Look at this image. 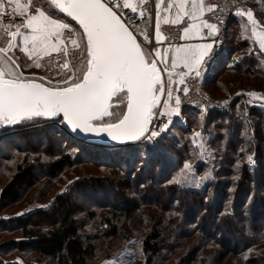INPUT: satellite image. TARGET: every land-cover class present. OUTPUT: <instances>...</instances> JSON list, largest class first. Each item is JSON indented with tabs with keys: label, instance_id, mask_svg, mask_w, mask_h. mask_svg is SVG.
<instances>
[{
	"label": "trees",
	"instance_id": "obj_1",
	"mask_svg": "<svg viewBox=\"0 0 264 264\" xmlns=\"http://www.w3.org/2000/svg\"><path fill=\"white\" fill-rule=\"evenodd\" d=\"M34 2L48 14H51L49 5L55 9L50 0L44 4L40 0ZM257 9L258 14L264 16V9ZM53 17L81 33L79 27L62 13ZM240 33V29L231 27L221 56L204 73V85L214 96H226L241 87L257 88L263 83L255 77L264 78V51L252 48L249 39L247 48L246 38H238ZM83 43L86 46L85 40ZM249 81L252 84L249 85ZM121 100L126 98L121 97ZM257 100L249 101L248 97L241 96L229 109L205 113L190 107L184 110L190 125H173L153 144H95L68 130L62 119L57 120L60 125L48 123L50 121L46 119L20 122L14 127L23 130L12 131L0 139V161H15L17 154L23 155L14 162L13 172H6L11 174L9 178L0 179V211L19 206L31 197V192L29 196L22 195L26 186L38 187L33 194L44 199L52 179L61 174L66 177L70 169L73 174H78L76 166L79 164H94L102 168L104 174L102 178L74 176L76 187L66 183L49 206L9 219L0 217V264H91L104 254L107 257L99 259L102 261L121 253L125 244H121V239L126 242L136 239L132 234L141 223L145 224L147 234L138 238L137 254L129 264H158L157 258L170 259L186 245L185 241L194 232L189 228L192 224L182 229L184 231L178 235L181 239L176 244H167L165 239L167 236L172 240L174 236L176 238V233L171 231L180 230V224L188 221L201 222L202 227L197 231L212 235L219 229L225 237L222 241L224 250L216 248L212 255L206 251L217 239L209 241L198 236L196 240H202V247H196L195 241L188 244L187 250H191V245L195 249V258L201 256L200 264H220L216 257L222 252L224 257L236 254L237 264H264V104ZM110 111H121L119 101H114ZM104 122L114 120L105 118ZM202 126L208 134L206 145L211 150L207 162L200 156L194 157L198 147L191 146L189 138L191 128L198 132ZM251 156L256 159L255 165L248 163ZM189 157L187 167L196 168L192 175L184 166ZM42 176L47 177V186L41 183ZM87 179L91 180L83 183ZM108 189L112 193L111 199L103 202L105 198L100 191ZM81 190L98 195L102 203L84 208L83 214L81 208L75 206V200L78 197L83 200L85 196ZM141 194L153 201L144 202V198L138 203ZM159 196L167 198L165 206L158 204L161 213L152 208ZM133 209L146 222H134L136 216L128 215ZM248 210L251 218L253 215L252 219L258 222L256 228L249 229L247 223L244 227V222H248ZM126 220L127 226H124ZM246 231H257L253 237L255 241L253 245L239 249L240 244L246 242L242 239ZM11 233L15 235L8 237ZM29 251L33 252L32 258L26 257ZM12 254L22 258L4 257Z\"/></svg>",
	"mask_w": 264,
	"mask_h": 264
},
{
	"label": "snow or ice",
	"instance_id": "obj_2",
	"mask_svg": "<svg viewBox=\"0 0 264 264\" xmlns=\"http://www.w3.org/2000/svg\"><path fill=\"white\" fill-rule=\"evenodd\" d=\"M40 2L44 4L46 0ZM110 3L113 6L110 7ZM51 5L55 9L49 5L48 11L51 14H46L35 5L30 10L29 5L21 4L20 0H7V3L0 0V11L8 15L7 9L11 8L14 14L24 17L22 27L28 30L21 32L17 27L16 31H9L7 34L12 38L19 36L24 51L29 55L58 52L62 43L61 32L69 25L59 18L54 19L53 15L64 13L78 22L82 29L81 39H86V70L82 71V77L73 73L67 80L59 81L57 86H46L36 79L24 77L23 73L17 74L7 64L0 66V122L10 125L34 118H57L62 114L63 121L73 130L107 133L114 141H139L144 138L147 142L158 137L167 125L149 127L156 111H160L161 116L178 114L180 98L175 97L176 107H168V102L172 99L173 72L165 64L164 70L168 72L169 84L166 90L168 99L163 100V105L168 111L166 113L164 109H157V105L161 103V94L165 92L157 61L153 59L148 62L136 36L121 16L117 15V11L113 10L114 7H122L135 12V5L128 0H123L122 4L115 0H109L108 3L103 0H51ZM159 7L157 4V8ZM168 7L176 9L175 17L171 19L173 24L183 17L197 21L205 10L198 0H179L175 4L169 3ZM242 15L247 16L255 35L257 22L253 18L252 10L243 12ZM202 25L210 29V35L215 33L216 25L200 21L185 27L184 36L198 35ZM156 38H162L159 20L156 23ZM7 43L8 47L0 48V53H6L16 46L12 40ZM29 44L31 48L28 47ZM72 44L80 47L75 39ZM212 47L213 44L210 43L171 46L172 69L183 66L187 70L176 73L179 77L178 83L182 84L188 73L200 75L199 68L205 55H210ZM260 47L264 48V40H261ZM168 51L169 49H165V55ZM63 67L67 68L68 64L65 63ZM183 90L188 92L187 87ZM250 95L254 96L255 93ZM121 97L126 100H121ZM113 98L119 101L121 111L118 113L110 111ZM104 118L114 122L106 123Z\"/></svg>",
	"mask_w": 264,
	"mask_h": 264
},
{
	"label": "rangeland",
	"instance_id": "obj_3",
	"mask_svg": "<svg viewBox=\"0 0 264 264\" xmlns=\"http://www.w3.org/2000/svg\"><path fill=\"white\" fill-rule=\"evenodd\" d=\"M30 2V4H29V7L31 8L33 5H36L35 4V2H34V0H28V3ZM250 9V8H249ZM248 9V10H249ZM247 10V11H248ZM246 12V11H245ZM7 16H9V15H4V13L2 12V14L0 15V20H1V22H2V24H10V23H12V24H16L17 25V23H16V21H10V20H8V18H7ZM12 16H14V17H16V16H18V15H13L12 14ZM64 21H66V20H64ZM66 24H68V23H66ZM69 25V24H68ZM76 33H77V35H76V37L74 38L76 41H77V43L80 45V46H82L83 48H84V52H85V50H86V46L84 45V43H83V40L81 39V33L78 31V30H76ZM72 40L73 39H70V40H66L65 41V43L64 42H62L61 44H60V46L62 47V50H61V53H62V58L64 59V61H65V63H67L68 64V67L67 68H65V67H63L62 69H61V71H58V72H56V73H49V72H46L45 74H43L42 72H36V73H33V74H27L26 73V71H25V73H24V71L22 72L17 66H18V64H20L19 63V61H17V57L14 55V53L12 54V52H10V51H7L6 53H0V54H2L3 55V57H4V61H7V63L9 62V63H11L12 64V66H13V69H14V71L17 73V74H19V73H23V76L24 77H26V78H31V79H37V80H41V81H43V82H45L46 84H48V85H50V86H57V84H58V82L59 81H62V80H67V78L69 77V76H72L73 75V73H75V75L76 76H81L82 77V71H84V70H86V64H85V60H86V53H85V56H84V58L83 59H80V60H74V59H72V56H71V52L67 49L68 47H70L71 45H72ZM66 50V51H65ZM261 52L262 51H264V50H260ZM16 57V58H15ZM10 58V59H9ZM1 58H0V62H1ZM63 65V64H62ZM55 67L57 66V65H54ZM245 79V77H242V79ZM253 79V78H252ZM262 80L263 81V83L261 84V86L260 87H251V86H248V89H247V87H246V89L244 88V87H241V88H237L236 90H234L231 94H228V95H226V96H221V95H216V96H214L213 94V96L214 97H217V98H223V97H228V96H231V97H233L234 96V94L236 93H239V91H241V90H245V91H247L248 92V100L249 101H258L257 99L258 98H256V96H258V94L260 93V92H263L264 91V78H262L261 79V77H255V80ZM249 85L250 84H252L251 83V81H249V83H248ZM60 86H64V85H60ZM205 88L207 89V87L205 86ZM208 90V89H207ZM209 91V90H208ZM251 93H255V95L253 96V95H250ZM242 95H238L237 97H235L234 98V101L235 100H237L238 98H240ZM233 101V102H234ZM262 104V103H261ZM264 104V103H263ZM226 109H229V108H226ZM225 109V110H226ZM168 111V110H167ZM50 121V120H49ZM187 122V121H186ZM48 123H52V124H58V125H60V122H58L57 120L56 121H54V120H51L50 122H48ZM47 123V124H48ZM188 125H190V124H188V122L186 123V126H188ZM12 129V131H14V133H16V132H18V131H21V130H23V129H16L15 127L14 128H11ZM24 129H26V128H24ZM191 129H193V128H191ZM191 129H190V136H189V138L192 140V141H190V144H191V146H197L198 147V152L194 155V157H199L200 156V158H201V160H202V154H203V152L205 151V150H208V151H210L211 152V150L210 149H208V147H207V145H206V141H207V139H206V137L208 136V134L207 133H205V135H204V137H201L200 135H198V136H196L195 135V133L197 132H195V133H192L191 132ZM196 130V129H195ZM11 131V132H12ZM10 132V133H11ZM198 133V132H197ZM181 136H183V135H181ZM178 139V138H177ZM158 141H159V139H158ZM157 141V142H158ZM175 141V140H174ZM141 142H145V140H143V141H141ZM148 143H149V141H147ZM178 142L181 144V141H180V139H178ZM150 143H152V142H150ZM156 143V142H155ZM153 144V143H152ZM201 145H203V148H201ZM22 154H17V159L14 161V160H11V161H8V160H6V161H0V179L2 178V177H6V179H8L9 178V176L11 175V174H8V173H11V172H13V170H14V166H15V164H14V162L15 163H17L18 162V160L20 159V158H22ZM190 159H187L186 161H185V164H184V166H185V170L189 173V174H195L196 172H195V170H192V169H190V167H187V165H186V162L188 161V160H191V157H189ZM190 165V164H189ZM188 165V166H189ZM76 168H77V170L79 171H77V173L78 174H73V170L72 169H70L69 171H67L68 172V175L65 177V175H60V177L59 178H56V179H52V181H51V183H50V185H46L47 184V182H46V178L47 177H45V176H42V178H41V183H43V185H46L47 187H48V191H47V194L45 195V198L44 199H39V198H36L35 196H34V192L38 189V187H36L35 189H33L34 188V186H26V187H24V191H23V193H22V195H23V197H25L26 195H30V192H31V194H32V196L31 197H29L28 199H26L25 201H22V203L19 205V206H13V207H10L9 209H6V210H2V211H0V217L2 218V216H3V214H5V213H8V214H18V215H20V213L21 212H24L25 214L24 215H26V214H28V213H30L31 211H33V210H35L36 208H39V207H41V206H49V204H50V202L54 199V195L57 193V192H60L61 191V188H63L65 185H66V183H69L68 185H70V186H73V188H75L76 187V184L73 182V179L74 178H76V177H78V176H85V177H90V178H102V176H103V174H104V172H103V170H102V168H100L99 166H96V165H94V164H88V165H84V164H79V165H77L76 166ZM6 172H8V173H6ZM186 174V173H185ZM74 176H76V177H74ZM180 176V175H179ZM179 176L177 177V179H179ZM74 177V178H73ZM91 179H87V181L86 180H84V182L83 183H88L89 181H90ZM79 184H81V183H79ZM67 185V186H68ZM75 186V187H74ZM142 190H143V192L145 191L144 190V188H141ZM264 191V190H263ZM81 192L82 193H84L85 194V196H84V198H83V200H81L79 197H78V199L77 200H75L76 202H75V206L76 207H78V208H81V211H83L82 213L83 214H85V209L84 208H88V207H90L91 205V207H97L98 206V203H102V202H99L100 201V197L98 196V195H96V194H90L91 192L90 191H88L87 193L84 191V190H81ZM100 192H102L101 193V195L102 196H104V198H105V201H103V202H108L110 199H111V190L110 189H108V190H106V192L105 191H100ZM146 192H148V191H146ZM149 196V195H148ZM145 198V199H144ZM144 199V200H143ZM149 199H152L151 197L150 198H146V195H143V194H141V196H140V198L139 199H137L138 201V203L139 202H142V200L145 202L146 200H148L147 202H149L150 200ZM152 201H153V199H152ZM155 201L157 202L156 203V205L155 206H152V208H154L155 210H156V212L157 213H161L162 212V210H160V208H159V205H163V206H165L166 205V201H167V198H162V196H159V197H157L156 199H155ZM47 203H49V204H47ZM148 206H150L149 204H151V203H146ZM159 204V205H158ZM147 205H145V206H141V207H148ZM21 206V207H20ZM30 206H34V207H36V208H34V209H32V210H28L27 211V209H29L30 208ZM18 207H20V208H18ZM27 211V212H26ZM98 211L99 212H102V210L101 209H98ZM163 212H164V210H163ZM128 215H131V216H136V220L134 221V222H146V221H142V216H140V217H138L137 216V211H135L134 209L133 210H131L130 212H129V214ZM252 218H253V215H252ZM251 218V214H250V212H249V210L247 211V221L248 222H244V227H245V225H246V223L247 224H249V229H253V228H256L257 227V225H258V222L256 221V220H254V219H252ZM127 220L125 221V223H124V226H127ZM185 222V221H184ZM164 224V226L163 227H165V226H167L166 225V222H164L163 223ZM162 224V225H163ZM190 225V224H192L189 228H192L193 230H194V232L192 233V235L185 241V243H186V245L184 246H182V247H180L179 249H180V251L179 252H177V253H175L174 255H173V257L172 258H170V259H160V258H157V260H156V263L157 262H159L158 264H200V262H199V258L201 257V256H198L197 258H195V255H196V252L194 251L195 249H192V245H191V250L189 251V250H187V247H188V244H190V242L193 244V242H194V244H195V246L196 247H202V245H201V243H202V240L201 239H199V240H196V239H198L197 237L198 236H202L203 238H205V240L206 239H208L209 241H211V240H213L214 239V241L215 242H212L211 244H209V246H208V248H209V250H207L206 252L207 253H209V254H213L214 253V250H216V248H219V249H223L224 250V246H223V244H222V241L224 242V238L225 237H223V233H222V230L220 231L219 229H216V230H214L213 231V233H212V235H210L209 233L207 234L206 232H204V231H197V230H199L202 226H201V222H195V221H191V222H186V223H182V224H180V225H182V227L180 228V230H178V229H175V230H172L171 232L173 233V232H175L176 233V238H175V236H174V239L172 240V237L171 236H167L166 237V241L167 242H169V243H167V244H171V245H174V244H176V242L177 241H179L181 238V236H178L180 233H182V231H184V230H182V229H185L186 228V226L187 225ZM208 224H210V223H208ZM140 227H139V229H135V231L133 232V236L136 238V239H131V240H129V241H125L124 239H121V244H123V243H125L124 244V246L121 248L122 249V251H121V253L120 254H118L117 256H112V257H109V258H106V259H103L102 261H99V259H102V258H105V257H107L106 255H104V254H101V256H99L98 258H96L95 260H93V262L91 263V264H129V262H130V260L131 259H133V257L137 254V248H138V244H139V239H141L142 238V236L141 235H146L147 234V229H146V227H145V224L144 223H141V225H139ZM170 227V226H169ZM245 229V228H244ZM245 233V232H244ZM256 233H257V231H253V232H251V231H246V233L243 235V237H242V239H244L245 238V243L244 244H240V247H239V249H242V248H245V247H248V244H250V245H253V243H254V241L255 240H253V237L256 235ZM12 234L13 233H11L8 237H11L12 236ZM17 234V233H16ZM228 234H230V233H228ZM7 235V234H6ZM13 235H15V234H13ZM5 236V235H4ZM145 237V236H144ZM139 238V239H138ZM237 238V237H236ZM1 239V238H0ZM3 239H5V238H3ZM137 240H138V244H137ZM229 241H231V238H229ZM238 241L240 242V238L238 237ZM248 241H249V243H248ZM233 243H235V241H232ZM232 243V244H233ZM242 243V242H241ZM236 244H233V246H235ZM227 249V248H226ZM225 249V250H226ZM104 253L106 252V251H103ZM247 254H248V252H247ZM201 255V254H200ZM34 255H33V252H27L26 253V257H29V258H32ZM4 257L5 258H7V259H11V258H19V257H21L20 255H17V254H12V255H4ZM22 258V257H21ZM160 260V261H159ZM219 260H220V264H237L236 262H237V260H238V257H237V255L236 254H231V255H228V256H226V257H224L223 256V252H222V254H220V255H218L217 257H216V261H218L219 262Z\"/></svg>",
	"mask_w": 264,
	"mask_h": 264
},
{
	"label": "built area",
	"instance_id": "obj_4",
	"mask_svg": "<svg viewBox=\"0 0 264 264\" xmlns=\"http://www.w3.org/2000/svg\"><path fill=\"white\" fill-rule=\"evenodd\" d=\"M28 1V0H23ZM103 2L108 3L109 0H103ZM115 2L121 3L123 0H115ZM129 3H132L136 7V11L133 12L131 9L124 8H113L114 11H117V14L121 16L124 23L129 27V29L136 36L137 40L143 47L145 54L150 58V62L155 59L157 65L164 72L165 77V92L163 93L161 103L157 106V109H164L163 100L168 99L167 97V87L169 84L168 72L164 71L165 66L159 60V49L161 47H171L178 46L183 42V29L187 27L192 21L183 17L178 23L173 24L168 21L162 20L157 16L159 8L157 4L160 3V0H128ZM206 5V10L203 16L204 21L208 24L216 25V30L214 34L210 35V29L207 27L203 28V35L205 39H211L213 47L210 50V55L207 54L204 64L201 69H199L200 75L197 76L195 73H188L184 77L183 83H178L179 77L176 75L177 72H187L183 66L176 68L175 70H170L173 72L171 78V86L173 88L172 99L168 102V107H176L175 97L179 96L180 105L178 114H165L161 116L160 111H156V115L153 117V124L151 128H154L157 124H165L167 127L162 131V133L153 138L152 143L157 142V140L175 124L181 123L184 126L186 125V117L184 115V110L190 107H197L201 113H205L209 110H225L232 106L234 98L238 95L248 97V92L245 90L235 93L233 97H223L217 98L214 97L204 85V73L206 70L214 64L219 57L221 56L226 41L228 39V34L230 31V24L234 16L241 14L247 11L250 8V0H204ZM215 5V7H212ZM109 6H113L111 3ZM143 13V16H141ZM8 20H14L16 23L22 27L24 22V17H13L12 15L7 16ZM159 20L160 24V33L161 39L157 40L156 38V23ZM76 28L72 25H69L68 28L63 29L61 32L60 40L65 43L66 40L74 39L77 35ZM145 36L147 39H145ZM72 54V59L80 60L83 59L86 53L84 48L80 46L77 48L75 45H71L67 48ZM188 88V92H184V88ZM258 99L264 103V91L258 94ZM167 113V109H164ZM12 129L1 130L0 129V139L2 136L10 133ZM192 133H195V128L191 129ZM198 133L201 137H204L206 130L202 126L199 128ZM144 138L141 140L143 141ZM140 141V142H141ZM211 152L205 150L202 154L203 161H209ZM250 165L256 164V159L254 156H251L248 160ZM190 163L187 162L188 166ZM195 170V167H192ZM49 204V203H47ZM36 207L30 206L28 210H32ZM26 211V212H27ZM24 212H21L20 215H24ZM18 216V214H3L2 218L9 219Z\"/></svg>",
	"mask_w": 264,
	"mask_h": 264
},
{
	"label": "crops",
	"instance_id": "obj_5",
	"mask_svg": "<svg viewBox=\"0 0 264 264\" xmlns=\"http://www.w3.org/2000/svg\"><path fill=\"white\" fill-rule=\"evenodd\" d=\"M263 1L264 0H250V9L249 10H252L253 18L257 22L255 35L253 34L252 24L248 21L247 16L242 15V13L234 16L232 21H231L230 29H231V27H237V29L241 30V33H240L238 38H239V40L246 38L244 42L245 43L247 42L246 43L247 48H248V39H249V41L251 42L252 48H255V50H264V48L260 47L261 40H264V16H262L261 13L258 14V9H257L258 7H261L264 9V2ZM4 2L7 3V0H4ZM177 2H179V0H160L159 17L164 21L171 22V19H173L175 17L176 9L174 7L169 8L168 5H169V3L175 4ZM198 2L202 3L204 6V9L206 10V5H205L204 0H198ZM20 3L21 4H27V5L30 4V2L28 3V1H23V0H20ZM36 8H38V7H36ZM31 9H32V7L30 8V10ZM165 9H167V11H165ZM40 10H42V9H40ZM205 10L203 12V15L197 18V21H193L189 18L192 21L191 23L204 21L203 16H204ZM2 12L3 11H0V15L2 14ZM7 13H8V15H12V14L18 15V14H14L12 12L11 8L7 9ZM46 14H48V13H46ZM16 17H19V15ZM53 18L55 19V17H53ZM12 23L2 24V22L0 20V48L8 47L7 42L9 40H12V43L16 46L10 48L8 51L12 52V54L14 53V55L17 57V58L15 57V58L20 63V64H18V68L21 71L23 70L24 73L26 71L27 74H33L36 72H42L43 74H45L46 72L56 73L58 71H61V69L63 68V65L65 64V61L61 56L62 55V53H61L62 47L60 45H59L60 51H58V52L49 51V52L44 53V54L29 55V53L24 51V45L22 44L21 38L19 36H17L16 38H12L7 34L9 31H16L17 27L20 28L21 32H26L28 30L24 27L19 26L18 24L16 25V24H12ZM204 27H206V26H203V25L201 26L200 33L198 35L191 34V35L185 37L184 33H183V42L181 44H185V43H188V44L210 43V44H212L211 39H205L204 38V35H203V28ZM28 47L31 48V45L29 44ZM162 48H163V51H162V56H161V63L163 64V66H165V64H167L169 70H175V69H172V67H171V50H170L171 47L169 46V47H162ZM165 49H169L167 55H165ZM206 56H207V54L205 55V58H206ZM0 58L2 59L0 62V66H4L5 64H7L8 66H10L13 69V66L11 63H9V62L7 63V61H4L5 59H4L2 54H0ZM205 58H204V61H205ZM204 61L201 64V67L199 69L202 68ZM37 65H39V66H37ZM54 65H57V66L55 67ZM178 67H180V66H178Z\"/></svg>",
	"mask_w": 264,
	"mask_h": 264
},
{
	"label": "water",
	"instance_id": "obj_6",
	"mask_svg": "<svg viewBox=\"0 0 264 264\" xmlns=\"http://www.w3.org/2000/svg\"><path fill=\"white\" fill-rule=\"evenodd\" d=\"M50 2H51V0H50ZM64 16H66V14H64V13H62ZM118 15V14H117ZM119 16V15H118ZM67 17V16H66ZM68 19H70L72 22H74L78 27H79V25H78V22H76L75 20H73L71 17H67ZM124 22V21H123ZM79 29H80V27H79ZM81 30V32H82V29H80ZM130 30V29H129ZM131 31V30H130ZM134 35V34H133ZM85 42H86V39H85ZM137 42L139 43V41L137 40ZM141 48H142V54H145V51H144V49H143V47L141 46ZM162 51H163V48L161 47L160 49H159V60L161 61V56H162ZM145 56H146V54H145ZM146 59L148 60V58H147V56H146ZM148 62H150L149 60H148ZM157 68H158V70L160 71V75H161V81H162V83L164 84V82H165V77H164V72H163V70L160 68V66L159 65H157ZM169 70V69H168ZM165 71V70H164ZM170 71V70H169ZM166 73H167V71H165ZM37 80V79H36ZM37 82H41V83H44L46 86H50V85H48V84H46L45 82H43V81H41V80H37ZM162 96H163V93L161 94V100H162ZM114 101H115V98H113V101H111V103H112V105H113V103H114ZM159 105V104H158ZM157 105V106H158ZM112 108H110V110H111ZM34 119H46V120H58V119H62V121H63V117H62V114H60L59 115V117H57V118H34ZM105 119V118H104ZM20 122H22V121H20ZM20 122H17L16 124H10V125H4L2 122H0V129L1 130H6V129H11L12 127H14V126H16V125H18ZM63 123H64V125L66 126V128L68 129V130H70L71 132H73L74 134H76L78 137H80L81 139H83V140H86V141H89V142H92V143H95V144H102V145H109V146H121V145H129V144H134V143H138V142H140L143 138H141L139 141H119V140H116V141H114V140H112L111 139V137H109L108 135H107V133H99V134H97V133H85V132H83L82 130H79V129H77V130H73L72 128H71V126L70 125H68L67 124V122L66 121H63ZM152 124H153V119H152V122L150 123V125H149V127L151 128V126H152Z\"/></svg>",
	"mask_w": 264,
	"mask_h": 264
},
{
	"label": "bare ground",
	"instance_id": "obj_7",
	"mask_svg": "<svg viewBox=\"0 0 264 264\" xmlns=\"http://www.w3.org/2000/svg\"><path fill=\"white\" fill-rule=\"evenodd\" d=\"M146 142V141H145Z\"/></svg>",
	"mask_w": 264,
	"mask_h": 264
}]
</instances>
